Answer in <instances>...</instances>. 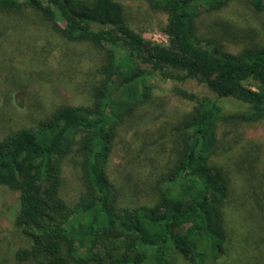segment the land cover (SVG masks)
I'll list each match as a JSON object with an SVG mask.
<instances>
[{
  "label": "trees",
  "instance_id": "1",
  "mask_svg": "<svg viewBox=\"0 0 264 264\" xmlns=\"http://www.w3.org/2000/svg\"><path fill=\"white\" fill-rule=\"evenodd\" d=\"M167 16L165 46L145 40L115 0H0V11L29 8L68 42L103 50L100 80L87 105L56 107L35 124L0 140V186L19 193L14 230L28 244L22 264H214L226 242L222 208L233 172L219 156L220 124L264 118V47L223 51L197 36L201 13L230 0H147ZM255 12L264 0H248ZM157 75L195 102L177 125L170 166L153 184L151 203H119L106 174L118 127L151 98ZM186 83L204 92L191 93ZM177 89V87H176ZM234 100L227 112L221 101ZM76 156L84 191L60 195L63 167Z\"/></svg>",
  "mask_w": 264,
  "mask_h": 264
},
{
  "label": "rangeland",
  "instance_id": "2",
  "mask_svg": "<svg viewBox=\"0 0 264 264\" xmlns=\"http://www.w3.org/2000/svg\"><path fill=\"white\" fill-rule=\"evenodd\" d=\"M126 23L152 43L167 45V16L147 0H115ZM197 36L230 53L264 47V9L255 12L248 0H230L219 11L201 13ZM104 52L85 42H68L37 12L23 7L0 11V140L29 127L61 105L92 101ZM150 100L133 110L118 127L106 174L119 203H151L153 184L172 163L177 149V125L195 102L177 94L178 86L157 75L150 81ZM191 93L204 92L186 83ZM177 87V89H176ZM225 111L238 110L234 100L221 101ZM219 156L233 172L228 200L222 208L226 242L214 264H264V118L257 123L220 124ZM84 191L76 156L63 167L61 197L74 203ZM19 193L0 186V264H22L14 251L26 241L14 230Z\"/></svg>",
  "mask_w": 264,
  "mask_h": 264
}]
</instances>
